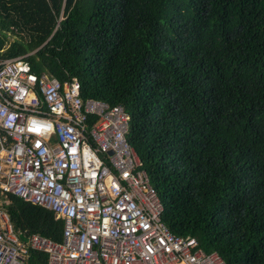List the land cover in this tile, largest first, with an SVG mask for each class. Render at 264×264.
<instances>
[{"label": "trees", "instance_id": "trees-1", "mask_svg": "<svg viewBox=\"0 0 264 264\" xmlns=\"http://www.w3.org/2000/svg\"><path fill=\"white\" fill-rule=\"evenodd\" d=\"M20 55L124 107L173 233L264 264V0H0V59ZM8 200L16 231L61 239L53 211Z\"/></svg>", "mask_w": 264, "mask_h": 264}, {"label": "built area", "instance_id": "built-area-1", "mask_svg": "<svg viewBox=\"0 0 264 264\" xmlns=\"http://www.w3.org/2000/svg\"><path fill=\"white\" fill-rule=\"evenodd\" d=\"M129 130L124 107L83 100L77 78L0 59V264H227L162 220ZM9 194L53 211L61 239L16 231Z\"/></svg>", "mask_w": 264, "mask_h": 264}, {"label": "crops", "instance_id": "crops-1", "mask_svg": "<svg viewBox=\"0 0 264 264\" xmlns=\"http://www.w3.org/2000/svg\"><path fill=\"white\" fill-rule=\"evenodd\" d=\"M13 195V194H12ZM15 196V195H14ZM2 198L4 197V196H1ZM18 197V196H17ZM20 198V197H19ZM22 199V198H21ZM23 200V199H22ZM25 201V200H24ZM9 203V200H8V196H7V198H6V202H5V204H8ZM4 209V208H3ZM5 210V209H4ZM5 212H6V210H5ZM7 213V212H6ZM7 215H8V213H7ZM9 217V216H8ZM10 219V218H9ZM11 221V220H10ZM12 223V222H11ZM39 234V233H38ZM41 235V234H40ZM36 255L35 254H32L31 255V258H30V262H32L33 264H38V262H39V260H37V258L35 257Z\"/></svg>", "mask_w": 264, "mask_h": 264}, {"label": "rangeland", "instance_id": "rangeland-1", "mask_svg": "<svg viewBox=\"0 0 264 264\" xmlns=\"http://www.w3.org/2000/svg\"><path fill=\"white\" fill-rule=\"evenodd\" d=\"M10 39H12V37H10ZM0 200L3 201L2 198H0ZM3 204H4V203H3Z\"/></svg>", "mask_w": 264, "mask_h": 264}]
</instances>
